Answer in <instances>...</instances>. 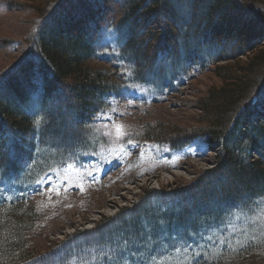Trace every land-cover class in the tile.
<instances>
[{
    "label": "trees",
    "instance_id": "16d2710c",
    "mask_svg": "<svg viewBox=\"0 0 264 264\" xmlns=\"http://www.w3.org/2000/svg\"><path fill=\"white\" fill-rule=\"evenodd\" d=\"M54 1L33 0L34 8L44 17L36 36L27 40L29 45L21 60L12 69L0 73V183L4 176L10 181L9 174L16 169L17 162L27 157L30 160L22 163L13 184L14 190H22L37 163L48 167L58 159L48 154L43 158L34 151L42 145L37 143L38 139L41 141L40 134L60 136L66 132L62 130L66 109L58 105L59 96L65 93L61 83L74 81L68 92L74 100L64 101L78 118L79 127L90 133V126L97 127L96 115L108 107L109 97L121 94L115 84H119L116 75L123 71L147 79L144 75L148 70L158 77L150 79L162 84L171 78L161 87L164 88L177 86L192 71L217 69L224 84L211 87L199 102L208 118L205 125L192 131L174 132L167 127H149L145 135L149 140L161 135L173 147L194 138H206L208 145L219 152L218 163L191 184L174 190H146L134 208L125 207L97 228L71 234L41 254L31 249L28 240L31 229L27 226L33 210L0 205V264L46 263L61 251H66L65 258L69 259L72 254L67 250L74 247L93 250L88 259H76L74 264H89L90 258L98 256V247L110 248L103 252L104 256L101 254L99 264H137L148 253L143 247L153 244L156 252L160 244L167 246L163 250L179 249L187 256L180 264H263L264 227L259 228L260 235L239 245L229 241L216 246L196 243L199 239H194L228 224L237 213L264 214V84L258 91L264 71L257 75L259 66L264 64V46L249 61L217 66L219 62L239 57L252 46L254 38L264 36V20L260 18L264 9L256 5L260 3L256 0H125L121 14H117L120 18L110 19L115 15L107 12L99 17L98 7H93L89 0L78 2L82 11L79 15L70 5L61 3L71 0ZM100 1L110 6L118 0ZM164 17L171 19L168 28H163ZM104 19L111 22L102 25ZM111 36H116V42ZM181 41L184 50L179 47ZM111 53L118 56L113 59L128 61L135 70L126 64L123 67V63L115 66ZM159 57L165 62L163 65L156 63ZM177 72L182 73L181 77H177ZM36 132L39 138L24 148L20 144L16 146L18 138L24 143L22 137L30 138ZM78 145L80 149L64 158L93 147L85 142ZM47 146L54 149L51 143ZM16 151L18 155H14ZM23 172L26 180L19 182ZM215 186L216 189L219 186L220 192ZM187 198L192 202L186 203ZM196 199H200L205 210L194 203ZM212 200L217 201L215 211L209 207ZM196 208L202 210L200 214H193ZM145 225L150 230V240L145 237L148 231ZM192 244H199L198 248ZM185 245L190 247L185 250ZM150 253L157 257L155 251ZM110 258L115 261L109 262ZM146 264L155 261L151 259Z\"/></svg>",
    "mask_w": 264,
    "mask_h": 264
},
{
    "label": "rangeland",
    "instance_id": "374dc122",
    "mask_svg": "<svg viewBox=\"0 0 264 264\" xmlns=\"http://www.w3.org/2000/svg\"><path fill=\"white\" fill-rule=\"evenodd\" d=\"M79 1L85 0H71L70 3L62 1L61 3L70 5L72 10H75V14L79 15L82 13L79 5H77ZM89 1L93 7H98L99 17L110 12L111 15H115L110 19H116L120 18L117 14L122 11V2L125 0L114 1L113 4L111 2L110 6L109 3L100 0ZM256 1L260 3V5H256L264 9V0ZM34 4L36 2L34 3L33 0H0V73L12 69L21 60L26 52L25 48H28L29 45L27 40L36 36L37 28L44 17L34 8ZM180 13L183 16L184 9L180 10ZM260 18L264 20V16L261 14ZM170 21L169 17L162 18L163 28L165 26L168 28L167 22ZM109 22L111 21L104 19L102 25L106 26ZM111 33L109 32V34ZM111 40L116 42V36H111ZM161 43L163 44L162 41ZM251 44L252 46L245 53H240L239 57L219 62L217 66L249 61L257 53L256 51L262 50L264 36L254 38ZM179 47L184 50L182 41ZM208 49H210L209 46ZM164 55L166 53H163ZM111 60L115 66L123 63V67L126 64L129 69L135 70L134 67L127 64L128 61L124 62L113 58ZM157 62L162 63L161 65L165 63L161 57L156 60ZM167 68L170 70L169 66ZM262 71H264V64L259 66L257 75H260ZM149 73L146 70L147 75L144 76L148 77L147 79L140 77L135 72L133 74L131 71H123L121 75H116V83L119 84H115V87L117 86L125 96L111 97L110 106L108 104V109L100 114L98 126H90V133L79 127L78 118L72 115V109L64 101L74 100V97L68 94L69 89L74 86V81L69 79L66 83H61L65 93H61L59 96L58 105L66 109L62 123V130H66V132L60 136H55L56 134L41 136L40 134L41 141L38 139L37 143L38 145L42 143V145L40 149L37 148L34 151L35 155L41 154L43 158H46L48 154L52 158L57 157L56 162H63L64 156L74 153L80 149L78 144L85 142L93 146V154L98 156L89 160L87 165L65 163L66 166L54 167L39 181L38 178L46 164L41 163L38 166L37 163L33 175L28 178L29 181L25 182L26 186L31 185L29 190L12 197L10 200V208L24 207L33 210L31 217L29 216L27 229H31L28 235L31 249L37 254L48 251L54 243L74 232L97 228L102 221L115 216L125 207L134 208L133 206L138 203L137 201H140L141 195H144L146 190L161 188L174 190L193 183L204 171L216 167L218 163L216 156L219 152L217 148L213 150L212 147H208L204 138L189 145L193 148L197 144L203 145L204 151L197 154L190 153L188 151L189 146L182 150L171 149L168 145L171 141L166 140L161 135L153 141L141 140L147 139L145 130L149 127H167L171 132H174V130L179 129L192 131L196 127L205 125L208 118L200 108L199 102L200 99L207 96L211 87H221L224 84L217 69L192 71L191 75L187 77L188 79L183 78L179 85L158 91L144 86L125 89L128 86L126 84L128 76H134L135 81H148L157 88L171 81V78L165 79L162 84L161 81L150 79H158V77ZM177 74L178 78L182 75L181 72H177ZM263 84L264 77L262 83L260 82L258 91L262 90ZM50 109L52 110V108ZM94 134H98L97 137ZM37 138H39L38 132L30 138L22 137L24 143H21L22 140L20 141L18 138L19 143L16 146L18 147L20 144L19 147L24 148ZM72 140L75 142L70 144ZM50 143L54 149L47 146ZM74 144L75 147H72ZM137 144L139 147H134ZM8 150L12 149L9 148ZM14 155H18V152L16 151ZM254 156L257 157L256 154ZM28 160L30 159L27 157L21 159L17 162L16 169L10 172L9 178L12 184H16V172L22 167V163H26ZM23 175L24 172L21 173L19 182L26 180ZM6 178L7 176H4L1 180L4 185L7 184ZM233 186H236V183ZM218 190L219 186H217L216 191L220 192ZM198 200L200 199H196L194 203L201 205L200 207L204 208L202 210H205L204 204L202 205ZM185 202H192V200L187 198ZM216 204L217 201L215 200L210 203L209 207L212 211H215ZM209 207L206 206V208ZM196 209H194L193 214H200L202 210ZM233 224L239 225L236 235L232 238L233 243H245V241L248 242L254 236L261 234L259 228L264 226V214L250 217L244 213H237ZM258 224L260 227L257 229ZM147 226H144L146 230H148ZM176 226L177 224L174 225V229ZM149 235L150 230L145 235L148 240H150ZM85 242L82 241L81 243ZM218 243L222 242L218 241ZM198 245L192 244L191 246L197 249ZM157 247L163 250L167 246L160 244ZM143 248L146 249L145 252H148L144 254L146 257H151L152 253L150 252L152 251L157 253L156 244ZM107 250L110 248L98 247L100 256L98 254L96 258H90L89 264L101 263V254L104 256L103 252ZM67 253L72 254V257L65 258L66 251H61L46 263L41 264H74L76 259H88L93 250L89 248L82 251L74 247L72 250H67ZM124 254L127 256L128 251H125ZM109 260V262L115 261L114 258ZM262 263L264 264V261Z\"/></svg>",
    "mask_w": 264,
    "mask_h": 264
},
{
    "label": "snow or ice",
    "instance_id": "6c2138e0",
    "mask_svg": "<svg viewBox=\"0 0 264 264\" xmlns=\"http://www.w3.org/2000/svg\"><path fill=\"white\" fill-rule=\"evenodd\" d=\"M134 147H139V145L138 144L137 145H134ZM188 151L190 153H192V154H197L198 152H203L204 151V148H203V145L197 144L195 148H193L192 146H189ZM89 174H91V173H89ZM209 239H211V237H209ZM188 247H190V245H185V250H187ZM176 250L179 251V249H176ZM197 255H199V254H197ZM156 259L157 258L154 255L152 257V260L155 261Z\"/></svg>",
    "mask_w": 264,
    "mask_h": 264
}]
</instances>
